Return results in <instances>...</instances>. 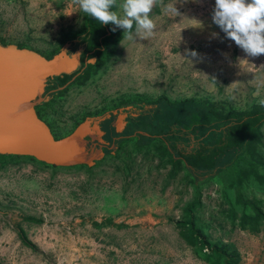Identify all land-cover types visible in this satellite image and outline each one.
<instances>
[{"label":"rangeland","instance_id":"obj_1","mask_svg":"<svg viewBox=\"0 0 264 264\" xmlns=\"http://www.w3.org/2000/svg\"><path fill=\"white\" fill-rule=\"evenodd\" d=\"M170 4L178 15L167 10ZM214 7L215 0H160L151 13L153 36L140 39L134 27L130 39L117 28L102 57H91L86 75L45 94L39 114L54 135L67 133L84 115L108 120L113 129L103 127L108 146L90 145L89 154L101 151L90 166L0 153V264H212L175 224L188 218L185 206L196 196L194 227L210 241L232 242L237 264H264V222L251 231L229 216L231 207L239 211L237 192L255 196L264 208V176L242 174L238 187L230 183L220 167L231 151L209 169L176 167L157 136L137 141L127 111L99 116L128 109L127 101H154L145 111L167 112L170 120L162 125L181 130L200 121L207 103L222 112L263 105L264 55L248 56L229 39L213 22ZM85 15L73 0H0V40L46 56L82 31ZM56 78L47 76L46 83ZM260 131L248 148L259 175L264 121ZM213 137L193 135L188 148Z\"/></svg>","mask_w":264,"mask_h":264},{"label":"trees","instance_id":"obj_2","mask_svg":"<svg viewBox=\"0 0 264 264\" xmlns=\"http://www.w3.org/2000/svg\"><path fill=\"white\" fill-rule=\"evenodd\" d=\"M113 27L115 26L112 24H100L99 21H96L86 14L82 31L71 34L68 37L67 43H64L46 55L50 56L61 47H65L68 53L79 49L78 66L69 73L55 75L58 77L56 80H59L60 77L63 78V76L66 77L61 79V81L46 83L42 95L44 96L47 93L52 95L53 93L60 92L61 89L65 88L75 78L86 75L92 67V62L88 58L96 55L95 58L99 59L107 51L108 42L117 31H112ZM0 42L4 43L1 40ZM16 45L20 46L19 44ZM158 99L161 100L162 98ZM138 102V104H135L133 101H127V103L123 104H130L129 108L126 109L130 113L128 128L130 131H134L133 135L139 142H144L146 139H151L152 136H157L163 143L162 147L168 160L174 166L177 167L181 162L185 166L192 168L209 169L214 167L225 153L231 151L232 156L230 160L220 167L223 170L224 178H228L230 183H234L238 187L242 179V174L264 176V173L261 175L258 174L259 172L253 167V161L248 154L250 145L261 138L260 125L264 121V104L241 111L222 112L212 104L207 103L202 106V111L199 115L200 121L192 123L181 130H173L162 125L168 123V120H170V115L167 112L159 116V111H145L146 108L153 106L154 101L139 100ZM164 104H167L166 100ZM106 112L111 114L112 111H103L99 116L104 115ZM84 116L79 118L78 121ZM108 122V120L104 121L103 127L110 131L113 127ZM138 123L143 124L142 127H139L140 130L136 129L138 128L136 126ZM156 125L160 126L157 130L154 129ZM207 131L214 134L210 144L198 143L193 148H188L190 138L193 135H198L199 137ZM195 132L196 134H194ZM112 133L114 134L115 131L113 130ZM109 136H111V133ZM109 136L108 141L111 138ZM54 137H57V135H54ZM85 148L89 153V142L85 145ZM1 154L20 155L12 153ZM21 155L29 159L37 160L43 164H49L28 154ZM77 164L85 166L92 165L86 163ZM196 200L197 196L185 206L188 218L175 222L179 235L192 246L195 252H198L203 259L212 264H237L240 255L232 242L220 239L210 241L200 228L194 227L190 207ZM234 202L239 203L240 206L238 212L233 207L230 208L229 216L231 220L236 219L239 228L258 231L260 224L264 222V208L261 206L259 199L253 195L246 196L237 192Z\"/></svg>","mask_w":264,"mask_h":264},{"label":"water","instance_id":"obj_3","mask_svg":"<svg viewBox=\"0 0 264 264\" xmlns=\"http://www.w3.org/2000/svg\"><path fill=\"white\" fill-rule=\"evenodd\" d=\"M78 64L79 49L68 53L61 47L44 56L29 47L0 43V153L28 154L53 165L92 164L101 151L89 154L85 148V136L96 138L100 131L91 117L54 137L33 106L44 98L47 76L69 73Z\"/></svg>","mask_w":264,"mask_h":264},{"label":"clouds","instance_id":"obj_4","mask_svg":"<svg viewBox=\"0 0 264 264\" xmlns=\"http://www.w3.org/2000/svg\"><path fill=\"white\" fill-rule=\"evenodd\" d=\"M80 11L100 24H112L122 28L132 38L135 27L136 36L148 39L154 35L156 22L151 18L153 8L160 0H73ZM170 4L167 10L173 15L178 11ZM226 36L242 48L248 56L264 55V0H215L212 16ZM124 32V33H125ZM191 56L197 53L192 51ZM264 104V100L260 101Z\"/></svg>","mask_w":264,"mask_h":264},{"label":"flooded vegetation","instance_id":"obj_5","mask_svg":"<svg viewBox=\"0 0 264 264\" xmlns=\"http://www.w3.org/2000/svg\"><path fill=\"white\" fill-rule=\"evenodd\" d=\"M45 82H46V80H45ZM45 86H46V83H45V85H44V88H45ZM45 99V95H44V98L41 100V101H38V102H35L34 103V109H35V112L37 113V115L40 117V118H42L41 117V115L39 114V106H42L43 105V100ZM108 111H126V110H124V109H120L119 107H116V108H114V109H111V110H108ZM101 118V117H100ZM43 119V118H42ZM45 122H46V120L45 119H43ZM93 121H95L97 124H98V127H99V135H98V137H96V138H91V137H89L88 135H86L85 136V138L87 139V141H86V144L89 142V144L90 145H92V147H96V146H101V147H103V146H108V143H107V137H105V133H106V131L103 129V123H104V119H100V120H97V118H95V117H91V121H90V123H92ZM113 125H115L116 126V115H114V118H113ZM46 124L48 125V127H49V129H50V131L52 132V134L54 135V133H53V131L51 130V127H50V125L46 122ZM73 128V127H72ZM71 130V129H70ZM69 130V131H70ZM68 131V132H69ZM67 132V133H68ZM66 134V133H65ZM64 135V134H63ZM116 137V136H115Z\"/></svg>","mask_w":264,"mask_h":264},{"label":"crops","instance_id":"obj_6","mask_svg":"<svg viewBox=\"0 0 264 264\" xmlns=\"http://www.w3.org/2000/svg\"><path fill=\"white\" fill-rule=\"evenodd\" d=\"M255 258V257H254Z\"/></svg>","mask_w":264,"mask_h":264}]
</instances>
